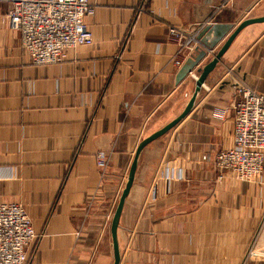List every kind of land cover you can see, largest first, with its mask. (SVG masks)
I'll list each match as a JSON object with an SVG mask.
<instances>
[{
  "label": "crops",
  "instance_id": "obj_1",
  "mask_svg": "<svg viewBox=\"0 0 264 264\" xmlns=\"http://www.w3.org/2000/svg\"><path fill=\"white\" fill-rule=\"evenodd\" d=\"M142 2L88 0L92 44L43 67L30 64L0 3V205L30 217L31 264H113L110 224L137 145L183 112L192 76L232 32L176 83L197 52L180 51L169 28L190 35L264 16V0H145L138 13ZM238 82L264 96V23L235 37L191 112L141 151L118 264H264V171L248 183L219 181L214 169L232 146Z\"/></svg>",
  "mask_w": 264,
  "mask_h": 264
},
{
  "label": "built area",
  "instance_id": "obj_2",
  "mask_svg": "<svg viewBox=\"0 0 264 264\" xmlns=\"http://www.w3.org/2000/svg\"><path fill=\"white\" fill-rule=\"evenodd\" d=\"M0 3L8 5V28L19 33L21 48L32 66L58 64L65 51L92 44V35L84 23L91 9L88 0ZM144 4L145 0L138 13L143 12ZM198 33L186 35L174 28L168 30L171 39L181 42L180 51L185 49L190 55L200 45ZM175 64L181 66L180 62ZM232 111V146L219 151L214 158L217 180L256 182L264 171V96L238 82ZM106 163L105 155L98 153L96 167L101 173ZM37 238L30 217L20 205H0V264H31L28 250Z\"/></svg>",
  "mask_w": 264,
  "mask_h": 264
},
{
  "label": "water",
  "instance_id": "obj_3",
  "mask_svg": "<svg viewBox=\"0 0 264 264\" xmlns=\"http://www.w3.org/2000/svg\"><path fill=\"white\" fill-rule=\"evenodd\" d=\"M264 23V16L257 17V18H249L244 21H241L237 26L227 25V24H214L211 26H207L199 31L197 35V40L199 41L202 48L205 51H201L200 48H195V52L197 55L193 59H188L181 69L178 71L176 76V83H179L188 73L190 70L194 69L199 62L208 54L210 51L214 50L216 46L225 38V36L232 30L230 35L224 41V43L219 47L216 53L213 55L211 60H209L202 68L197 69L196 73L198 76L196 77L194 92L190 97L189 101L186 104L183 112L175 118L173 121L159 129L158 131L154 132L153 134L149 135L145 139H143L136 147L134 151V156L132 162L130 164L126 183L124 188L121 192L119 197L117 206L115 208L111 224H110V233L112 239V248H113V264L119 263V250L117 244V227L119 222V217L121 214V210L124 204V201L129 193V190L133 184L134 175L137 167V162L141 151L150 143L155 141L156 139L160 138L161 136L165 135L169 132L173 127H175L182 119H184L192 110L193 105L195 103L196 97L203 86L207 76L215 69L218 62L220 61L221 57L227 51L235 37L246 27L255 25V24H262ZM213 36L211 40H209V36ZM207 52V53H206Z\"/></svg>",
  "mask_w": 264,
  "mask_h": 264
}]
</instances>
